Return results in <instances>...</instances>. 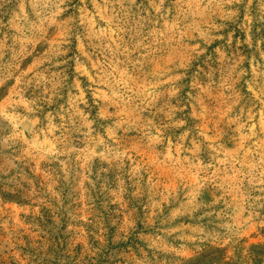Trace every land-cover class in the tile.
I'll use <instances>...</instances> for the list:
<instances>
[{"label":"rangeland","instance_id":"1","mask_svg":"<svg viewBox=\"0 0 264 264\" xmlns=\"http://www.w3.org/2000/svg\"><path fill=\"white\" fill-rule=\"evenodd\" d=\"M0 264H264V0H0Z\"/></svg>","mask_w":264,"mask_h":264}]
</instances>
